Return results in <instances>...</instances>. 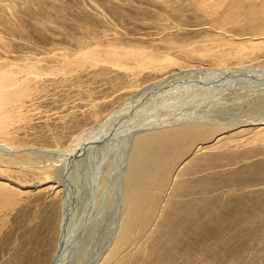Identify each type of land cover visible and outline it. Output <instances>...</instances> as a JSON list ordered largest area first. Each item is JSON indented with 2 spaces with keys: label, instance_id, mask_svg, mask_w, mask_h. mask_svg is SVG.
<instances>
[{
  "label": "rangeland",
  "instance_id": "obj_1",
  "mask_svg": "<svg viewBox=\"0 0 264 264\" xmlns=\"http://www.w3.org/2000/svg\"><path fill=\"white\" fill-rule=\"evenodd\" d=\"M210 2L0 0V72L30 71L18 74L26 95L0 109V190L12 194L0 264H264V128L250 124L264 121V4ZM253 37L256 54L220 59ZM130 49L180 69L109 62ZM145 136L161 162L127 231L130 158Z\"/></svg>",
  "mask_w": 264,
  "mask_h": 264
},
{
  "label": "bare ground",
  "instance_id": "obj_2",
  "mask_svg": "<svg viewBox=\"0 0 264 264\" xmlns=\"http://www.w3.org/2000/svg\"><path fill=\"white\" fill-rule=\"evenodd\" d=\"M215 1H216V3L218 2V0H215ZM262 2L264 4V0H262ZM210 3H212V0H211ZM220 4H222V3H220ZM215 7H216V5H215ZM213 8H214V6H213ZM230 44L232 45V50H230L228 53L223 54L222 56H220L221 57L220 59H226V57H228L230 55V56H232L234 58H237V59L239 58V60L244 61L245 59L250 57L252 54H256L259 50L262 49V46H261L262 45V41H259L258 39L254 38V37H253V41L249 42L247 44H243V43H234L233 44V42H230ZM125 51H122V52L120 51L121 53L120 52H115V53L111 52V56L108 59V60H110L109 62L114 64V65H117V67H123L124 65H128L127 64L128 62L133 61V63L136 64L134 66V68H130V67H127V68L128 69H132L134 71H136V70L142 71L144 69L162 71V70H167L168 68L171 67V70L174 72L176 69H180L178 65L181 64V61H180L181 59L175 58V57L170 56L169 54H166V53L164 55H162V54H155V53H152V52L150 53V52H147V51H144V50H135V49H133V50L130 49L127 52H125ZM89 52L91 53L92 51H89ZM84 59H87V58H84ZM104 59H106V58H104ZM31 62H32V60H31ZM68 64H69V62H68ZM97 65H98V63H97ZM12 66H18L20 68H18L15 72L10 70L12 72H10L9 74H6L4 71L0 72V109L7 108V109L10 110V107L13 106V103L15 101L19 100L20 98H22L23 96L26 95L25 92H26V86L28 85V83H27L26 80H22V79L20 80L18 74H21V73L30 74L29 64L28 63H24L22 65H19L17 63H14ZM180 72H183V70L181 69ZM174 74L171 73V75H174ZM25 79H27V78H25ZM3 113L4 114L2 116H5V117L11 116V111L3 112ZM250 124L251 125H253V124L257 125L254 128H258V129L264 128L263 126H261L262 124H264V121L253 122V123H250ZM246 125H247V123H246ZM91 128H89V129L92 130ZM193 130H195L194 127L188 126V127L184 128V129L176 130V132L173 133V134L166 133V134L160 135V137L157 138L160 141H157V142H158V144H160L163 140H165V141L169 140V139H171V138H173L175 136L177 137L180 134L187 135V134H189V132H191ZM93 134H94V132H93ZM87 136L88 135H86V137ZM154 136L152 134L153 138H154ZM157 136H158V134L156 135V137ZM83 138H85V137H83ZM262 139H264V137ZM156 140L154 142V139L152 140V138L150 136H145V138L142 137L141 139H139L137 147L136 148L134 147L136 149V151H134L135 152V154L133 155L134 157L130 158L131 161H132V162H130L132 164L131 165L132 168L130 170V176H129L130 179H128L130 181L127 182L128 193H127V190H126L127 195H125V197L127 196V198H125L126 199L125 202H127V203L126 204L124 203V206L126 205L124 207L126 211H125L124 222H123L124 223L123 227L127 231L131 230V228L135 224L136 219L138 217H142L143 218V217L146 216L144 208L146 207L145 205L150 203V199L148 198L149 197L148 196V191L151 190V187H152L151 182L149 181V176L152 175L154 173V171H156V169L158 168V164H160V162H161V157H160V154H159L161 152L158 153V149H157V146H156L157 144H155ZM83 143H84V141H83ZM79 145H80V143L78 141V142L70 144V146L68 145L69 147L68 148L66 147L67 149H63V150L65 152H67V151L69 152L70 150L71 151L73 150V152H74V149H75V151H77L76 147H78ZM134 146H136V145H134ZM12 148H14V150L16 149L13 146L12 147L9 146L10 150ZM17 149H19V148H17ZM32 149H35V148H32ZM51 151L54 152V150H49V149L45 150V149L36 148V154H38V153L39 154L40 153L44 154V153H48V152H51ZM57 151H60V150H57ZM52 152L50 154H53ZM134 152H132V153H134ZM57 154H59V153H57ZM57 154H56V156H57ZM45 155H49V154H45ZM63 156H64V154H63ZM60 157H62V156H60ZM56 158H58V156L55 157V159ZM59 160H60V158H59ZM158 171H159V169H158ZM126 175L128 176V174H126ZM158 175H159V173H158ZM165 175L166 174H163L161 176L162 177V179H160L161 181L165 180ZM157 178H158V176H157ZM126 181H127V179H126ZM0 186L4 187L5 185L1 184ZM11 196H12V194L6 192L5 188H1V190H0V211H1L2 208L8 207V204H10L12 202L11 201L12 200ZM128 204H130V205L128 206ZM260 209H261L260 206H258V210L259 211H260ZM204 217H205V215L201 211L200 214H198V217H197V224H196V229H198L197 232H201V231L203 232L204 225H203V222H202V218H204ZM125 225H127L128 227H125ZM190 225H192L190 223V221H182V224H180V226H181L180 228H182V229L184 228L183 230L190 229L191 228ZM173 229L176 230L175 228H172V230ZM188 232H189V230H188ZM129 237H127V238H129ZM34 252L36 253L37 249H35ZM259 252H260V250H259ZM148 261H149L148 264H159L158 258L155 257L154 255L150 256Z\"/></svg>",
  "mask_w": 264,
  "mask_h": 264
}]
</instances>
